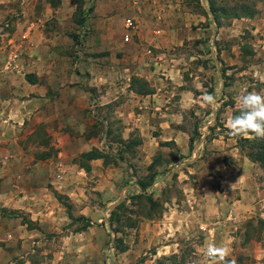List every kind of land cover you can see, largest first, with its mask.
Here are the masks:
<instances>
[{
  "label": "rangeland",
  "instance_id": "374dc122",
  "mask_svg": "<svg viewBox=\"0 0 264 264\" xmlns=\"http://www.w3.org/2000/svg\"><path fill=\"white\" fill-rule=\"evenodd\" d=\"M3 5L0 65L13 68L0 89H19L18 99L32 111L39 104L26 76L41 73L47 84L54 69V81L70 91L83 118L73 114L65 125L29 114L20 126L13 118L16 126L0 135V264H264V165L242 147V139L256 137L232 135L227 127L241 90L264 95V0ZM62 7L64 26L56 17ZM128 20L141 28L127 29ZM138 34L152 72L182 67L195 91L186 124H172L189 140L159 141L150 156L141 145L125 149L112 140L123 131L114 107L120 98L98 99L128 95L119 75L130 65L131 45H140ZM150 35L162 42L157 46ZM55 96L49 88L48 97ZM104 118L113 124L111 141ZM93 150L104 158L93 166L101 173H90L83 158ZM209 242L228 255L208 259Z\"/></svg>",
  "mask_w": 264,
  "mask_h": 264
},
{
  "label": "crops",
  "instance_id": "0c3cea01",
  "mask_svg": "<svg viewBox=\"0 0 264 264\" xmlns=\"http://www.w3.org/2000/svg\"><path fill=\"white\" fill-rule=\"evenodd\" d=\"M48 1L49 0H47V2ZM7 2H11V0H0V18L2 17L3 8L5 6L3 4ZM48 6L51 11L54 10L52 9L53 6L51 3H49ZM132 9L133 13L136 12L135 10L140 13V9L133 7ZM64 10L65 8L62 7L59 10L61 13L59 11L56 13V17L60 20V23L58 24H63V26L68 22L66 11ZM55 12L56 11L52 14ZM2 19H5V17L3 16ZM62 19H65V23H61ZM128 22L131 23V29L133 30H135V28H141L139 25L134 26L133 20H128ZM153 34H156V32ZM28 35V32L25 33V36ZM141 37L142 35L140 36L139 34L136 37L140 45H131L134 53L133 56H131L129 67L119 75L121 79L124 77L122 81L125 83V88L121 90H125V94L128 95L123 97L121 95L123 93L119 96L113 94H99L98 99L106 102L108 98H110L107 103H105L108 104L113 103L120 98L119 102L121 103L114 107L119 113L123 125V131L121 132V137L117 139L114 137L112 140L125 142L128 146H125V149L141 145L142 150L150 156L152 152L158 151L159 141H176L178 137L184 136L187 138L185 140H189V133L186 130H176L172 124L177 126L186 124L187 121L184 118V114L185 111L190 110L193 106L195 91H193L192 86L190 87V83L184 75V69H182V67H180V73L177 72L179 68H175V70H173L174 72L169 70L167 73L161 75H156L152 72L150 67L151 63L149 62L150 57H148V45L142 41L144 37ZM22 38L25 37L22 36ZM145 40H147V38ZM12 41L13 40H9L8 42L11 43ZM150 41L155 42L157 46L159 42H162L158 40L155 35H150ZM17 56L16 53L13 54V57ZM53 57H55V53L50 54V59H53ZM3 58L4 57H2V53L0 52V62L3 61ZM10 59L12 58H9V60ZM7 63H4L2 68L0 65V81L5 80V78L10 75L7 76L6 73H12L11 69L13 67L11 66V63ZM79 71L81 72L82 70L79 69ZM54 72V69L47 72V74H50L48 76L49 79L45 77L47 84H42L41 81H39V78L43 76L41 73H33V78L36 79L34 84L29 83V85L24 80L25 84L33 88V91L35 92L34 99L39 104V106L35 107L32 111L28 110L27 106L23 105V102L18 99V94L20 93L19 89L11 87L7 88L8 90L5 88L0 89V94L3 93V97L0 98L1 114H3L0 115V135L7 133V128L16 126L13 123L14 121H12L13 118H16L15 121L19 123L17 126H20L25 123V119H29V114H34V117L38 118L39 121L43 120L44 122L60 118L64 120L61 124L65 125L70 124L73 114L75 117L83 118V114L80 113L79 110L80 107L74 102L75 98L71 97L70 91H67L66 88H60L57 82L54 81ZM69 75L70 73L64 72V77L62 78L68 82L70 78ZM99 79L102 80L101 78ZM49 88L58 92L59 96L49 98ZM5 91L6 93H4ZM164 99H167L166 106L163 105ZM71 103H73V105ZM42 105L46 106L40 108ZM58 109L60 110L55 113L54 110L56 111ZM53 112L54 114H52ZM164 116L167 118L164 119ZM109 120L110 119L104 118V124L110 132L109 135L107 132L105 134V139L107 140H110L109 137L112 135L111 126L113 124L109 123ZM166 126L168 127V130L165 129ZM151 130L157 131L160 134L156 136L153 132L151 133ZM94 140L95 139L92 138L89 142ZM183 152L184 151L181 150V153ZM102 160H104V158H102ZM88 164L92 167L90 173H101L100 170H95V167H93L102 166V161L100 159L90 160ZM83 171L85 173V170Z\"/></svg>",
  "mask_w": 264,
  "mask_h": 264
},
{
  "label": "clouds",
  "instance_id": "9594fccd",
  "mask_svg": "<svg viewBox=\"0 0 264 264\" xmlns=\"http://www.w3.org/2000/svg\"><path fill=\"white\" fill-rule=\"evenodd\" d=\"M238 114L228 119L227 127L232 135H249L264 138V95L255 91L241 90L236 96ZM206 255L210 260H223L226 249L210 245ZM232 264H235L232 261Z\"/></svg>",
  "mask_w": 264,
  "mask_h": 264
},
{
  "label": "trees",
  "instance_id": "16d2710c",
  "mask_svg": "<svg viewBox=\"0 0 264 264\" xmlns=\"http://www.w3.org/2000/svg\"><path fill=\"white\" fill-rule=\"evenodd\" d=\"M26 81L30 84H34L36 82V79L33 78V76H31V75H27ZM237 112H238L237 110L234 111L233 115H236ZM249 135H252V134H249ZM242 141H243L242 147L244 148L245 146H247L246 148L248 150L252 151V152L247 153L248 158H250V160H252V161L263 163V165H264V138H257L256 137L253 140H249L247 138H244V139H242ZM120 143H125V142H120ZM123 146L125 147L127 145L125 144ZM161 146H163V145L161 144ZM83 158L85 160L90 161V160H94V159H100L103 157L101 155V152H99L98 150H93L90 154H88L86 156L83 155ZM86 168L88 170L89 166Z\"/></svg>",
  "mask_w": 264,
  "mask_h": 264
},
{
  "label": "built area",
  "instance_id": "2783aa9c",
  "mask_svg": "<svg viewBox=\"0 0 264 264\" xmlns=\"http://www.w3.org/2000/svg\"><path fill=\"white\" fill-rule=\"evenodd\" d=\"M126 28L127 29H129V30H131V28H132V25H131V23L130 22H128V25H126ZM129 40V38L126 36L125 37V42H127ZM148 53L150 54V51H148ZM203 230H205V229H203ZM210 245H213L211 242H209L208 243V245L206 246V248H205V251H204V254H205V256L208 258V256L206 255V253H207V250H208V248H209V246ZM209 259V258H208Z\"/></svg>",
  "mask_w": 264,
  "mask_h": 264
},
{
  "label": "water",
  "instance_id": "95a60500",
  "mask_svg": "<svg viewBox=\"0 0 264 264\" xmlns=\"http://www.w3.org/2000/svg\"><path fill=\"white\" fill-rule=\"evenodd\" d=\"M123 198V194H121V196H120V199H122Z\"/></svg>",
  "mask_w": 264,
  "mask_h": 264
}]
</instances>
